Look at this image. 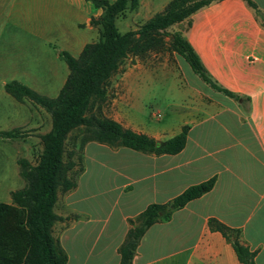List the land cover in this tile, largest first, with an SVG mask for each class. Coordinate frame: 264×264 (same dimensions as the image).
Listing matches in <instances>:
<instances>
[{"label": "crops", "instance_id": "0c3cea01", "mask_svg": "<svg viewBox=\"0 0 264 264\" xmlns=\"http://www.w3.org/2000/svg\"><path fill=\"white\" fill-rule=\"evenodd\" d=\"M169 1L139 0L137 13L147 20ZM251 1L256 8L246 0H213L174 25L208 77L236 97L188 74L187 83L173 86L175 94L184 96L175 110L181 119L153 126L136 119L140 80L156 71L185 75V59L175 52L170 64L155 52L127 69V100L126 92L118 100L124 122L113 119L159 143L188 126L186 143L175 154L129 148L126 154V147L95 141L83 146L75 186L59 191L53 207L59 219L51 234L67 255L66 264H118L130 220L148 205L166 204L212 178L208 192L146 230L132 264H242L222 234L209 228L210 218L239 229L242 242L255 252V264H264V0ZM101 14L91 0H0V95L13 80L41 95L54 94V87L59 92L68 74L61 52L77 57L86 44L97 41L100 27L91 20ZM27 100H16L27 109V118L11 129L37 128L40 141L51 119L47 129H40L37 118L45 110L28 100L30 112L23 104ZM92 144L124 165L91 157ZM24 151L27 159L30 150ZM88 160L98 165L89 176ZM17 178L1 203L11 204V192L25 185L19 167Z\"/></svg>", "mask_w": 264, "mask_h": 264}, {"label": "trees", "instance_id": "16d2710c", "mask_svg": "<svg viewBox=\"0 0 264 264\" xmlns=\"http://www.w3.org/2000/svg\"><path fill=\"white\" fill-rule=\"evenodd\" d=\"M102 9L93 25H99V38L86 44L77 57L61 52L68 74L55 97L41 95L18 81L5 83L4 89L17 101L28 99L43 108L51 119V128L39 136L42 150L34 164L19 159V174L25 181L21 189L11 192V204L0 202V264H66L67 255L53 238V224L59 219L53 207L58 192L75 186L74 175L82 169L81 150L90 141L111 147H126L136 151L175 154L186 143L188 126L157 145L146 134L123 127L106 116L102 106L109 97L111 77L130 55L144 57L166 47L182 56L203 81L225 94L229 91L216 85L207 75L198 56L179 30L168 28L187 19L213 0H170L162 11L155 13L136 29L120 32L115 20L126 9H135L138 0H91ZM249 5L256 8L251 0ZM71 148L66 142L73 133ZM17 129L0 131V137L12 138ZM214 179L191 185L170 202L148 205L130 220L124 240L118 247V264H132L138 243L156 221L167 219L171 212L208 192ZM165 211L163 215H159ZM212 231H218L233 247L242 264H255V252L241 240L239 229L231 228L215 218L208 220Z\"/></svg>", "mask_w": 264, "mask_h": 264}, {"label": "rangeland", "instance_id": "374dc122", "mask_svg": "<svg viewBox=\"0 0 264 264\" xmlns=\"http://www.w3.org/2000/svg\"><path fill=\"white\" fill-rule=\"evenodd\" d=\"M161 2L169 0H157ZM139 7L138 5L135 9H126L122 14H120L116 20V27L120 32H125L130 29H136L146 20V16L137 13ZM155 12L159 11V5L154 8ZM136 12V13H135ZM177 26H172L168 28V31H175ZM166 47L161 51H158L159 55L164 58H169L168 62L172 64L173 56L176 54L170 48H168V37H164ZM155 53L150 52L148 54ZM148 56V55H146ZM144 57H139L135 55H130L127 59L124 60L120 69L111 77L110 86H109V97L107 102L102 106L101 111L110 118H117L118 120L124 122L121 115L120 106L118 100L123 97V93L126 92L127 100V69L135 64L137 61L143 60ZM153 64H151L152 66ZM182 66L185 70V75L183 72L180 74V71H176L173 74L164 75L162 71H156L144 75L140 80L138 107L135 111L136 119L139 122H146L150 125H157L160 122L168 121H177L180 120L181 113L176 112L178 105L183 102V95L175 94L176 89L173 86L177 83H187L188 74H195L189 67V65L182 61ZM198 76V75H197ZM186 88L188 87H184ZM182 90V89H181ZM54 94L48 95V97H55L58 93V89H52ZM30 101H25L23 104L32 112ZM127 105V101H126ZM27 109H24V106L18 105V102L12 98L9 94L4 92L0 95V130H7L16 125H21L22 119L27 118L26 113ZM127 112V106H126ZM37 123H40V129L45 130L48 128L50 123V115L44 111L41 115L38 116ZM31 124L33 122H30ZM37 128H17L18 133L15 137L6 138L2 137L0 139V199H5L7 192L10 189L16 187L18 183L17 170L19 167L18 160L25 159L31 164H34L38 158V155L41 151V144L36 137H38ZM78 133L77 130L73 131L68 141L66 142V150L71 148L72 137L74 134ZM97 145L92 144L90 146L89 153L91 157L95 159H100L105 165H111L114 167H121V160H114L110 156L108 157L104 149L96 147ZM19 148L29 149V157L26 159V152L22 149L19 153ZM127 154V148L123 149ZM119 163L121 165H119ZM87 165L89 167L88 176L94 168H98L96 162L88 160ZM20 169V167H19ZM116 183H120V178L118 177ZM102 185V184H101Z\"/></svg>", "mask_w": 264, "mask_h": 264}, {"label": "water", "instance_id": "95a60500", "mask_svg": "<svg viewBox=\"0 0 264 264\" xmlns=\"http://www.w3.org/2000/svg\"><path fill=\"white\" fill-rule=\"evenodd\" d=\"M157 143V145H160L161 143H159V142H156ZM159 215H161V212L159 213Z\"/></svg>", "mask_w": 264, "mask_h": 264}]
</instances>
